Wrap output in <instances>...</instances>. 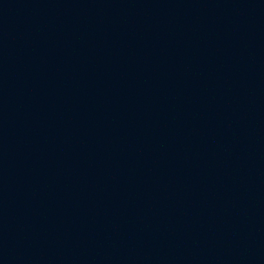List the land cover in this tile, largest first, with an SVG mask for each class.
<instances>
[{
  "label": "water",
  "instance_id": "95a60500",
  "mask_svg": "<svg viewBox=\"0 0 264 264\" xmlns=\"http://www.w3.org/2000/svg\"><path fill=\"white\" fill-rule=\"evenodd\" d=\"M0 264H264V0H0Z\"/></svg>",
  "mask_w": 264,
  "mask_h": 264
}]
</instances>
